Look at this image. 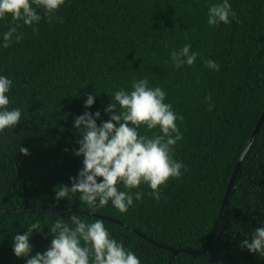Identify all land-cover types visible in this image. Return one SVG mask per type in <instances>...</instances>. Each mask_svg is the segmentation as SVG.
Masks as SVG:
<instances>
[{
    "label": "trees",
    "instance_id": "16d2710c",
    "mask_svg": "<svg viewBox=\"0 0 264 264\" xmlns=\"http://www.w3.org/2000/svg\"><path fill=\"white\" fill-rule=\"evenodd\" d=\"M263 113L264 0H0V264H264Z\"/></svg>",
    "mask_w": 264,
    "mask_h": 264
},
{
    "label": "water",
    "instance_id": "95a60500",
    "mask_svg": "<svg viewBox=\"0 0 264 264\" xmlns=\"http://www.w3.org/2000/svg\"><path fill=\"white\" fill-rule=\"evenodd\" d=\"M263 123H264V113H263V115H262V118H261V120H260L258 126H257L256 131H255L254 134L252 135V137H251V139H250V141H249V143H248V145H247V147H246V149H245V151H244V153H243V155H242V157H241V159H240V161H239V163H238V165H237V167H236V169H235V172H234V174H233V177H232L231 182H230V184H229V186H228V189H227V194H226V197H225V200H224V204H223L222 210H224L225 207H226L227 204H228L229 196H230V193H231V191H232V189H233V187H234V183H235V180H236L237 174H238V172H239V168L241 167V165H242V163H243V161H244V159H245L247 153L249 152L251 146L253 145L254 141L256 140V138H257V136H258V133H259V131H260V129H261ZM26 209H28V204H26ZM219 234H220V230L218 231V234H217L216 239H215L211 244H209L207 247L203 248V249L200 250V251L186 252V254H187V255H192V256H193V255L198 256V255H201V254H203V253H205V252L210 251L211 248L217 243V241H218V239H219ZM172 252H173V259H174L177 255L181 254V251H179V250H172Z\"/></svg>",
    "mask_w": 264,
    "mask_h": 264
}]
</instances>
